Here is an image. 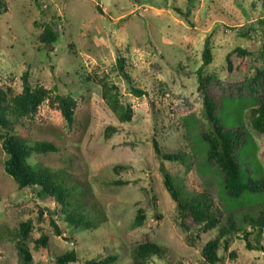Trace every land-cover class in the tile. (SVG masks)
I'll return each mask as SVG.
<instances>
[{"label":"rangeland","instance_id":"374dc122","mask_svg":"<svg viewBox=\"0 0 264 264\" xmlns=\"http://www.w3.org/2000/svg\"><path fill=\"white\" fill-rule=\"evenodd\" d=\"M4 5L0 86L19 93L22 74L28 71L32 86L40 84L77 100L71 126L47 102L33 119L25 120L21 133L30 143L48 141L58 149L33 154L29 162L64 170L69 182L87 185L83 201L95 204L103 221L92 230H74L61 214L54 215L61 230L55 234L48 216L43 212L40 219L39 211L54 213L57 206L35 187L17 188L4 171L6 155L0 143V264H22L14 235L28 218L34 223L31 239L41 232L49 234L45 249L35 250L29 241V264H58L56 256L72 249L78 261L68 264L113 254L118 255L113 264H132L131 249L146 239L165 249L162 258L152 257L148 264H206L200 250L217 231L202 233L198 239L187 237L163 183L162 167L185 192L208 191L222 216L232 213L239 224L244 214L254 215L264 207V201L245 205L264 199V189L237 200L224 194L221 173L207 159L201 139V132L211 125L196 75L209 36L213 61L203 67V74L211 77L205 93L228 125L235 123L248 135L249 161L244 167L264 178V134L253 130L248 119L250 107L264 101V77L256 83L243 80L264 67V11L258 0H4ZM49 24L58 39L42 43L39 36ZM236 48L252 55L245 70L229 75L226 55ZM119 56L125 59L132 83L118 69ZM101 77L132 106L129 122L120 121L103 100L95 80ZM131 84L146 95L132 94ZM249 85L256 90L251 92ZM107 127L114 128L108 137ZM153 139L164 152H184V161L159 159ZM115 166L120 167L118 172ZM118 179L125 184H114ZM231 201L241 206L231 209ZM138 208L144 209L146 219L135 227ZM238 234L227 250H220L223 260L217 264H264V251L248 249ZM250 242H256L254 232ZM259 242L264 247V231Z\"/></svg>","mask_w":264,"mask_h":264},{"label":"trees","instance_id":"16d2710c","mask_svg":"<svg viewBox=\"0 0 264 264\" xmlns=\"http://www.w3.org/2000/svg\"><path fill=\"white\" fill-rule=\"evenodd\" d=\"M264 11V0H258ZM178 10V9H176ZM5 12L4 0H0V13ZM183 14V13H181ZM185 16L189 15L187 11ZM58 39L57 33L49 24L46 25L39 36L42 43H55ZM252 52L236 48L226 55L227 72L235 75L248 66V60ZM124 57L117 58V66L124 78L132 83L130 75L124 68ZM213 61V50L210 37L204 41L202 51V65L196 70L198 88L204 92L203 105L211 129H204L201 132V139L206 145V157L216 164L221 173L222 189L227 199L237 200L243 195L248 196L253 192H261L264 189V178L259 176V172L251 171L244 167V163L249 161L245 155L247 145L250 144L248 135L237 128L235 123L228 125L226 120L216 113L214 100L205 93L206 84L211 82V77L203 74V67ZM264 77V67L256 68L253 76L245 77L244 83H256ZM22 89L19 93H14L11 88L0 86V143L6 155L4 161V171L11 176L17 184L19 190L35 187L37 193L49 197L53 200L58 210L54 213L45 209L39 211V218L43 212L48 216L53 232L61 234V230L55 221L54 215H62L63 220L74 230H92L102 225L103 218L101 212L94 208L95 204L83 201L89 191L87 185L81 183L73 184L68 181L64 170H51L42 164H30L29 159L33 154H46L56 152L57 147L48 141H35L30 143L28 138L21 133V128L25 120L33 119L39 107L47 102L49 106L58 109L69 126L74 123L77 100L71 95L53 93L51 89L43 85L32 86L29 82V73L22 74ZM101 87V96L108 107L117 115L120 121L129 122L132 119L133 109L130 103L121 100L115 85L105 79V77L95 79ZM249 90L254 92L255 86L249 85ZM132 94L141 97L146 92L135 85L130 86ZM248 119L253 130L264 134V101H259L249 109ZM113 127H107L105 132L108 137L113 131ZM152 145L156 156L161 160L184 161V152H164L156 139L152 140ZM244 155V156H243ZM120 167L115 166V172ZM163 183L170 194L171 199L176 204L179 224L187 233L189 239H198L202 233L216 230L214 237L209 238L201 247V256L206 264H217L223 259L220 250H227L233 237H239L245 241L248 249L264 251V247L259 242V237L264 231V207L257 213L244 214L242 223L239 224L231 214L222 216V210L208 193L204 190L200 193H187L179 183L175 182L172 176L162 167ZM114 184H125L123 180H115ZM264 199L253 200L245 205H258ZM231 209L239 208L241 204L229 202ZM245 203V202H244ZM146 219L143 208H138L133 225L140 227ZM251 228V231L248 228ZM34 223L31 218L21 221L14 235L17 254L22 264H29L32 261V253L28 245L31 240V247L35 250L47 248L49 234L41 232L38 238L31 239V232ZM255 233L256 242H250V235ZM165 249L158 243L146 239L137 243L131 249L132 264H148L152 257L162 258ZM232 258L235 253L230 252ZM118 259L117 254L106 255L102 258H91L83 264H113ZM78 255L75 249L56 256L58 264H68L77 262Z\"/></svg>","mask_w":264,"mask_h":264}]
</instances>
